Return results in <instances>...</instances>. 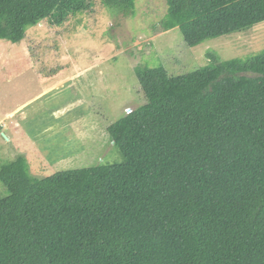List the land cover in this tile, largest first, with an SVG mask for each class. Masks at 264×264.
Segmentation results:
<instances>
[{
  "label": "trees",
  "instance_id": "trees-1",
  "mask_svg": "<svg viewBox=\"0 0 264 264\" xmlns=\"http://www.w3.org/2000/svg\"><path fill=\"white\" fill-rule=\"evenodd\" d=\"M137 0H102L128 18ZM185 43L264 23V0H167ZM65 0H0V40ZM173 76L137 68L145 100L108 128L124 162L33 177L0 169V264H264V51Z\"/></svg>",
  "mask_w": 264,
  "mask_h": 264
},
{
  "label": "rangeland",
  "instance_id": "rangeland-1",
  "mask_svg": "<svg viewBox=\"0 0 264 264\" xmlns=\"http://www.w3.org/2000/svg\"><path fill=\"white\" fill-rule=\"evenodd\" d=\"M65 3L21 43L0 40V169L23 156L43 179L122 163L108 128L143 105L137 68L181 76L209 65V55L264 51V23L189 47L180 29L160 24L167 0H137L128 18L102 0ZM8 195L0 182V199Z\"/></svg>",
  "mask_w": 264,
  "mask_h": 264
},
{
  "label": "clouds",
  "instance_id": "clouds-1",
  "mask_svg": "<svg viewBox=\"0 0 264 264\" xmlns=\"http://www.w3.org/2000/svg\"><path fill=\"white\" fill-rule=\"evenodd\" d=\"M128 111H129V110H128ZM128 111H127V112H128ZM130 112H131V111H130ZM130 112H128V113H130Z\"/></svg>",
  "mask_w": 264,
  "mask_h": 264
},
{
  "label": "crops",
  "instance_id": "crops-1",
  "mask_svg": "<svg viewBox=\"0 0 264 264\" xmlns=\"http://www.w3.org/2000/svg\"><path fill=\"white\" fill-rule=\"evenodd\" d=\"M83 76H85V77H86L87 75H83Z\"/></svg>",
  "mask_w": 264,
  "mask_h": 264
}]
</instances>
